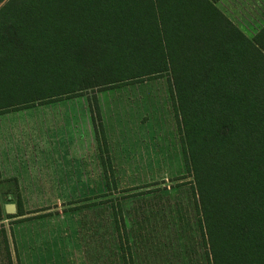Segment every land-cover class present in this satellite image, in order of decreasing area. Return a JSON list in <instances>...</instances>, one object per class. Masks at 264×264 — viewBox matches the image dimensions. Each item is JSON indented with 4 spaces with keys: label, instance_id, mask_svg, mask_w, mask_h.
<instances>
[{
    "label": "trees",
    "instance_id": "1",
    "mask_svg": "<svg viewBox=\"0 0 264 264\" xmlns=\"http://www.w3.org/2000/svg\"><path fill=\"white\" fill-rule=\"evenodd\" d=\"M163 73L207 264H264V25L249 37L214 0H0V110Z\"/></svg>",
    "mask_w": 264,
    "mask_h": 264
},
{
    "label": "rangeland",
    "instance_id": "2",
    "mask_svg": "<svg viewBox=\"0 0 264 264\" xmlns=\"http://www.w3.org/2000/svg\"><path fill=\"white\" fill-rule=\"evenodd\" d=\"M172 89L163 73L0 110L43 112L51 131L75 125L88 149L75 176L0 177V264H125L112 210L119 201L134 264H207Z\"/></svg>",
    "mask_w": 264,
    "mask_h": 264
},
{
    "label": "crops",
    "instance_id": "3",
    "mask_svg": "<svg viewBox=\"0 0 264 264\" xmlns=\"http://www.w3.org/2000/svg\"><path fill=\"white\" fill-rule=\"evenodd\" d=\"M214 4L249 37L264 25V0H214ZM246 26L256 33L248 34ZM10 116V113L0 114L1 178L40 184L45 177L61 176L62 172L65 177L75 176L78 154L80 158L87 157V143L84 148L77 145L78 138H86L85 134L78 135L75 125L51 131L43 112ZM12 119L19 120L13 123ZM17 141L23 143L22 147ZM29 192L39 193L40 188L33 187Z\"/></svg>",
    "mask_w": 264,
    "mask_h": 264
},
{
    "label": "water",
    "instance_id": "4",
    "mask_svg": "<svg viewBox=\"0 0 264 264\" xmlns=\"http://www.w3.org/2000/svg\"><path fill=\"white\" fill-rule=\"evenodd\" d=\"M6 210L9 213H15L16 212V208L14 207V204H12V203L7 204Z\"/></svg>",
    "mask_w": 264,
    "mask_h": 264
}]
</instances>
